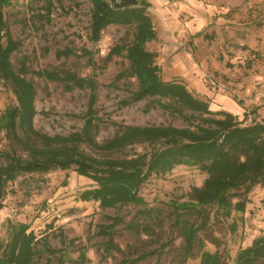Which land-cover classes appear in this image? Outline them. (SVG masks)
Instances as JSON below:
<instances>
[{
	"label": "rangeland",
	"instance_id": "obj_1",
	"mask_svg": "<svg viewBox=\"0 0 264 264\" xmlns=\"http://www.w3.org/2000/svg\"><path fill=\"white\" fill-rule=\"evenodd\" d=\"M145 1L155 31L145 47L156 52L161 78L181 80L207 100L211 110L230 111L245 124L264 121V0ZM3 13L11 36L20 42L10 62L17 71L25 67L23 76L35 90L32 125L37 132L82 133L87 118L89 87L68 90L37 73L46 70L94 80L96 119L91 136L97 144L111 139L120 125L186 126L182 118L160 107L156 98L122 104L137 89V81L125 50L110 59L107 53L114 45L132 42L133 25L110 24L97 42L91 41L90 0H10ZM65 48L76 53L57 57L56 52ZM84 49L91 51L90 59ZM16 104L11 85L0 77V118ZM35 144L44 147L39 139ZM144 148L146 144H140L123 153H107L80 145L85 154L99 159ZM5 154L30 159L2 129L0 166L7 163ZM204 178L195 166L177 165L142 185L145 205L100 208L98 202L79 200V193L94 183L71 168L22 173L7 183L1 201L0 245L9 239L12 225L26 223L38 238L33 264H115L152 250L157 252L136 264H199L198 245L190 255L183 252L182 227L174 221L171 203L186 201L191 186L202 185ZM144 209L151 212L139 213ZM208 212L210 220L199 232L202 249L218 251L221 264H235L238 250L264 235V186H255L248 194L243 213L232 211L226 218L214 208ZM109 216L122 220L110 230L112 244L97 233L100 226L111 223ZM181 219L194 222L197 218L183 212ZM257 264H264V259Z\"/></svg>",
	"mask_w": 264,
	"mask_h": 264
},
{
	"label": "trees",
	"instance_id": "obj_2",
	"mask_svg": "<svg viewBox=\"0 0 264 264\" xmlns=\"http://www.w3.org/2000/svg\"><path fill=\"white\" fill-rule=\"evenodd\" d=\"M90 2L91 41L97 42L101 31L110 24L135 27L133 40L128 46L114 45L107 53V59H110L125 50L131 74L137 81V89L122 104L125 106L156 98L160 107L182 118L187 124L183 127L120 125L111 139L97 144L91 136L96 119L94 80L69 72L46 70L37 73L63 83L68 90L89 87L87 118L82 133L48 136L37 132L32 125L35 114L33 84L23 76L26 71L24 66L17 71L10 62L11 53L20 44L11 36L4 18L3 8L8 6L10 0H0V77L11 85L17 101L2 114L0 131H9L15 143L30 156L29 160H23L5 154L7 163L0 166V209L7 183L26 172L71 168L77 175L94 183L79 193V200L98 202L100 208H115L128 204L145 205L146 200L140 190L152 175H163L177 165L195 166L205 174V178L202 185L191 186L186 201L171 203L174 221L182 227V249L186 255H190L198 245L201 249L199 264H221L218 251L202 249L204 240L199 232L205 229L210 220L208 209L214 208L226 218L232 211L243 213L248 194L255 186H264V121L253 120L245 124L230 111L211 110L209 102L195 95L181 80L161 78L156 52L145 47L148 41L155 38L151 18L146 12L149 2L137 0L135 5L123 0ZM75 53L65 48L58 50L56 55L60 58ZM83 54L91 58V51L84 49ZM161 99L167 102L163 103ZM186 110L190 113L186 114ZM35 139L41 140L44 147L39 148ZM84 143L107 153H123L127 148L140 144H146V148L143 152L133 150L124 156L99 159L80 149ZM180 211L194 213L197 219L194 222L182 220L183 212ZM150 212V209L139 211L141 214ZM108 219L111 223L100 226L97 233L107 236V243L112 244L110 230L122 220L118 216H109ZM37 241L34 232L29 230V224L12 225L9 239L0 245V264H33ZM48 248L45 244V249ZM156 252L152 250L136 257H126L115 264H136ZM263 259L264 235L259 234L249 245L238 250L235 264H257Z\"/></svg>",
	"mask_w": 264,
	"mask_h": 264
},
{
	"label": "water",
	"instance_id": "obj_3",
	"mask_svg": "<svg viewBox=\"0 0 264 264\" xmlns=\"http://www.w3.org/2000/svg\"><path fill=\"white\" fill-rule=\"evenodd\" d=\"M123 2L135 5L137 3V0H123Z\"/></svg>",
	"mask_w": 264,
	"mask_h": 264
},
{
	"label": "crops",
	"instance_id": "obj_4",
	"mask_svg": "<svg viewBox=\"0 0 264 264\" xmlns=\"http://www.w3.org/2000/svg\"><path fill=\"white\" fill-rule=\"evenodd\" d=\"M235 107V106H234ZM236 108V110L238 109L237 107H235Z\"/></svg>",
	"mask_w": 264,
	"mask_h": 264
}]
</instances>
